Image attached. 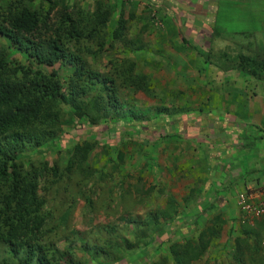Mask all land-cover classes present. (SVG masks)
<instances>
[{
    "label": "trees",
    "instance_id": "16d2710c",
    "mask_svg": "<svg viewBox=\"0 0 264 264\" xmlns=\"http://www.w3.org/2000/svg\"><path fill=\"white\" fill-rule=\"evenodd\" d=\"M69 1L0 0V264H88L86 257L73 248L78 243L68 224L69 215L82 199L85 210H94L90 190L97 181L111 177L123 158L121 151H117L116 158L109 157L110 170L98 169L92 162L99 136L107 137L102 143L103 151L112 144V121L128 123L137 119L138 114L127 107L122 90L148 92V75L134 74V64L129 59H110L107 66L99 63V54L107 47L119 43L131 50L140 47L137 43L141 39L127 36L129 19L135 14L125 18L120 11L111 21L113 9L108 0H94L90 9L81 4L72 6ZM213 1L216 6L209 4L210 12L219 3ZM233 1L238 0L229 3ZM150 5L157 6L158 2L147 0L146 6ZM209 20L205 25V38L210 43L205 62L223 72L234 70L262 83L259 91L264 92V24L259 32L231 33L217 26L215 19ZM109 25L110 41L106 30ZM182 41L186 42L184 38ZM217 41L223 44L214 51ZM78 122L69 132L64 130V126ZM124 129L122 125L120 130ZM53 147L55 157L48 159ZM64 150L68 151L66 159L61 158ZM67 186H75L77 195L71 198L70 194L69 206L62 210ZM152 189L154 185L148 187ZM132 192V199L137 197L138 201L147 190L134 187ZM125 194L129 196L130 192ZM119 204L122 205L117 203L116 208ZM119 208L122 211L123 207ZM171 209L166 206L149 212L146 224L170 216ZM132 221L140 231L134 234L135 242L121 243L115 235L99 241L98 237L83 234L80 250L110 258V263L119 258L131 263L128 252L146 246L149 228ZM241 228L247 236L259 237L264 233V218L254 227L242 224ZM215 230L212 227L204 232L199 243H170L167 255L151 264H194ZM205 234H209L207 240H203ZM246 240L235 249L234 263L248 264L245 253L253 250L249 264H264V256L259 254L262 240L253 245ZM62 241L65 245L58 246Z\"/></svg>",
    "mask_w": 264,
    "mask_h": 264
},
{
    "label": "rangeland",
    "instance_id": "374dc122",
    "mask_svg": "<svg viewBox=\"0 0 264 264\" xmlns=\"http://www.w3.org/2000/svg\"><path fill=\"white\" fill-rule=\"evenodd\" d=\"M108 1L113 9L111 21L116 20L120 11H123L125 18L129 13L135 14L133 19H129L127 36L132 40L141 39L137 43L140 47L131 50L121 43L112 48L107 47L99 54V63L101 66H107L110 59H129L134 64V74L148 75V92L130 88L122 90L127 107L138 114L137 119L130 122L128 120V123H123L122 120H118V123L112 121L109 125L112 144L105 147V151L102 150V143L107 137L102 135L98 138L100 143L94 150L95 158L92 161L94 167L112 169L109 157L116 158L117 151L123 153V158L118 162L115 172L111 173V177L97 181L90 190L94 210H85L83 199L72 209L68 224L78 244L84 239L83 234L91 238L98 237L99 241L104 236L115 235L120 237L121 243L126 240L135 242L134 234L139 235L140 231L137 229V223L132 221H137L134 208L137 197L132 199V191L134 187L141 189L153 183L159 186L155 194L156 201H163L158 198L160 195L163 199L171 197L164 192L169 176L167 170L171 164L170 155L174 152L181 153L180 149L184 144L181 135L173 137V134L181 132L183 128L184 113L198 114L205 110L208 102H239V96L241 102L264 100L261 97L264 92L259 91L262 83L234 70L223 72L204 60L210 46L205 38V25L209 23V18L215 19L217 26L226 32H259L264 24V0H238L233 1L234 3H229L230 0H219L216 12L209 10L210 5L216 6L213 0H155L158 5L150 7L146 6L147 0ZM93 2L94 0L69 1L72 6L76 4L78 7L81 4L82 8L89 9L93 7ZM144 16L146 19H141ZM143 24H147L145 30H142ZM106 30L107 40L110 41L111 25ZM183 38L186 44L182 41ZM222 44L221 41L215 42L214 51H219ZM173 118L181 121L174 122L176 124L173 125L169 120ZM67 119L69 120V117ZM78 124L79 122L73 126L66 125L64 130L69 132L68 130ZM122 125L125 127L124 131L120 130ZM54 152L56 153L55 147L52 148V155L48 154V159L55 157ZM67 156L68 151H62L61 158L66 159ZM126 190L130 191L129 196L125 194ZM65 191L68 194L66 196L64 193L65 203L61 205L62 210L69 206V195L71 194V198L77 195L75 186H67ZM120 202L122 205L119 204L120 208H116V204ZM155 206H152V209ZM183 206L186 208L185 204ZM118 208L122 211H118ZM155 211L158 210H153ZM182 215L183 209L179 211V215L172 212L170 216H161L154 225L160 227L163 220L170 233L163 235L162 239L155 238L156 244L159 245L146 246V252L140 253L139 248L129 251L127 259H130L131 263L124 260L125 258L114 259L116 262L110 263V258L93 256L85 250H80L78 244L73 248L78 255L86 257L88 264H151L164 253L167 255V246L172 240L182 239L188 234V224L182 219ZM128 220L132 222L128 223ZM113 227L114 230L106 233L105 230ZM174 232L176 237L173 236ZM228 239L232 240L230 237ZM64 245V241L58 242V246ZM138 245H141V241H138ZM263 249L264 247L259 254ZM249 253L251 252H246L244 258L248 264L251 256ZM220 254L221 259L214 258L213 264H235L228 248Z\"/></svg>",
    "mask_w": 264,
    "mask_h": 264
},
{
    "label": "crops",
    "instance_id": "0c3cea01",
    "mask_svg": "<svg viewBox=\"0 0 264 264\" xmlns=\"http://www.w3.org/2000/svg\"><path fill=\"white\" fill-rule=\"evenodd\" d=\"M239 97V102H208L205 110L198 114H183V128L173 137L181 135L184 144L181 153L173 151L170 155L169 176L164 190L171 197L163 199L160 195L158 198L163 201H156L159 186L147 184L141 188L147 192L134 207L140 227H149L146 246H154L155 238L162 239L163 235L170 233L163 220L160 227L152 223L148 225L145 220L149 212L164 210L166 206L172 207L171 211L178 215L183 209L182 219L188 224V234L170 243H199L204 232L212 227L216 229L206 250L194 264H213L214 258L221 259L220 253L227 248L233 257L235 249L245 244L246 239V243L249 240L251 245L258 239L264 240V233L257 237L243 232L241 212L235 204L238 192L247 190L259 197L264 191V100L241 102ZM169 120L173 125L181 121ZM150 185H154V189L148 190ZM173 236L176 237V232ZM208 237L209 234H205L203 240ZM146 246H142L140 253L146 252ZM261 256H264V249ZM148 258L151 259L150 256Z\"/></svg>",
    "mask_w": 264,
    "mask_h": 264
},
{
    "label": "built area",
    "instance_id": "2783aa9c",
    "mask_svg": "<svg viewBox=\"0 0 264 264\" xmlns=\"http://www.w3.org/2000/svg\"><path fill=\"white\" fill-rule=\"evenodd\" d=\"M235 204L241 212V224L254 227L257 221L264 218V191L259 197L247 190L238 192Z\"/></svg>",
    "mask_w": 264,
    "mask_h": 264
},
{
    "label": "clouds",
    "instance_id": "9594fccd",
    "mask_svg": "<svg viewBox=\"0 0 264 264\" xmlns=\"http://www.w3.org/2000/svg\"><path fill=\"white\" fill-rule=\"evenodd\" d=\"M262 244H264V240H262V242H261Z\"/></svg>",
    "mask_w": 264,
    "mask_h": 264
}]
</instances>
